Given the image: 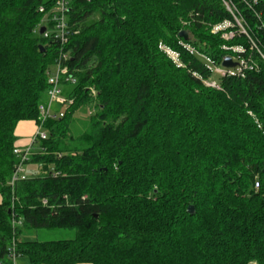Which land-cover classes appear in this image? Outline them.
I'll use <instances>...</instances> for the list:
<instances>
[{"label": "trees", "instance_id": "obj_1", "mask_svg": "<svg viewBox=\"0 0 264 264\" xmlns=\"http://www.w3.org/2000/svg\"><path fill=\"white\" fill-rule=\"evenodd\" d=\"M58 1L0 0V264H264V0H72L64 46L37 33ZM228 57L253 69L206 86ZM59 66L72 105L42 123ZM26 121L48 138L13 189Z\"/></svg>", "mask_w": 264, "mask_h": 264}, {"label": "built area", "instance_id": "obj_2", "mask_svg": "<svg viewBox=\"0 0 264 264\" xmlns=\"http://www.w3.org/2000/svg\"><path fill=\"white\" fill-rule=\"evenodd\" d=\"M72 4V0H59L56 2V4L49 10V12H45L44 8L40 9L41 13H46L45 17L38 27L37 33L39 34V31L41 28H45L46 31L42 35L45 39H50L54 41H58L62 46L67 44L68 38L70 35V26L68 21V13L70 11ZM227 9L233 13L232 10L235 8L231 6L230 3H226ZM237 20V19H236ZM238 26L241 27L240 22L237 20ZM229 23H224L222 25L215 26L213 31L214 33H219L222 31H226L230 28ZM241 33L247 35L245 30L241 27ZM40 35V34H39ZM238 35L237 32L231 31V32H225L222 36L225 40H232L234 37ZM225 50H229V48L224 47ZM234 53H243L244 50L242 47H232L231 48ZM161 50L163 52H166V54L169 56V58L175 62V64L178 65V67H181L179 63V54L175 51L166 48L161 47ZM68 60L67 56H63L61 58V61ZM237 64L235 68H224L223 66L218 67L213 64L211 66V72L214 73V75H218L220 77H236V78H243L245 76V71L247 69L252 70L253 67L249 66V64L246 61H235ZM68 72L66 68H62L61 66L58 67L56 73H48V85L49 90L47 92L48 97V106H42L40 107V114H41V121L42 123L47 122L48 120H56L61 119L65 115V111L68 110V108L72 105V100L68 99L64 95V83L70 82L72 84H76V81L72 78H69ZM206 86L219 89L220 87L217 84V81L215 79L207 81ZM57 106L60 107V112L56 111L54 108ZM48 138V134L43 131V127L37 126V132L33 139V142L35 140H46ZM14 154L18 157V164L15 166L14 174L9 182L11 187L14 189L16 187V184L21 181H26L28 179V175L25 170V165L27 162H29L30 157L33 155L31 151V147L22 150L19 148H15ZM59 175V174H58ZM259 188V184H256V189ZM46 205V201L44 202ZM14 264H16V258H14Z\"/></svg>", "mask_w": 264, "mask_h": 264}, {"label": "rangeland", "instance_id": "obj_3", "mask_svg": "<svg viewBox=\"0 0 264 264\" xmlns=\"http://www.w3.org/2000/svg\"><path fill=\"white\" fill-rule=\"evenodd\" d=\"M234 11V10H232ZM241 24V27L243 28V24ZM245 28V27H244ZM243 28V29H244ZM245 32L248 34L246 31V28L244 29ZM164 47V46H162ZM166 54V52H164ZM167 55V54H166ZM168 56V55H167ZM169 57V56H168ZM175 63V62H174ZM177 65V64H176ZM178 67V65H177ZM214 79L218 78V75L213 76ZM56 111L59 109L57 106L54 108ZM89 116L90 112L87 110L79 111L77 114H75L72 118L71 121V129L72 133L74 136H80L82 135L89 127ZM39 119H41V116L39 115ZM38 119V120H39ZM21 123H31L33 125H36L38 122H33V121H26V122H21ZM20 123V124H21ZM44 132L48 133L45 129H43ZM25 170L27 174H31V171H34L37 175L40 173V170L32 165H27L25 166ZM76 235L75 231L72 230H60V231H48V230H38V231H29L24 234V239H31V240H39L42 242H47V241H68L71 239H74ZM19 257L18 259H20Z\"/></svg>", "mask_w": 264, "mask_h": 264}, {"label": "crops", "instance_id": "obj_4", "mask_svg": "<svg viewBox=\"0 0 264 264\" xmlns=\"http://www.w3.org/2000/svg\"><path fill=\"white\" fill-rule=\"evenodd\" d=\"M37 127L31 123H21L17 126L15 131V136L17 141L15 147L25 150L33 144V139L36 135ZM1 202V198H0ZM17 264H29V261L25 258H20L17 260Z\"/></svg>", "mask_w": 264, "mask_h": 264}, {"label": "water", "instance_id": "obj_5", "mask_svg": "<svg viewBox=\"0 0 264 264\" xmlns=\"http://www.w3.org/2000/svg\"><path fill=\"white\" fill-rule=\"evenodd\" d=\"M45 31H46L45 28H41L40 31H39L40 36H42V35L44 34ZM180 36H181L182 38H185L186 40L188 39V36H187V34H185V33H182ZM222 66H223L224 68H228V69H230V68H235V67L237 66V64L233 62L232 58L228 57V58H226V59L224 60ZM263 174H264V171H263ZM189 211H190V213L192 214L193 211H194V208H193V207H190Z\"/></svg>", "mask_w": 264, "mask_h": 264}, {"label": "bare ground", "instance_id": "obj_6", "mask_svg": "<svg viewBox=\"0 0 264 264\" xmlns=\"http://www.w3.org/2000/svg\"><path fill=\"white\" fill-rule=\"evenodd\" d=\"M16 220V219H15Z\"/></svg>", "mask_w": 264, "mask_h": 264}]
</instances>
